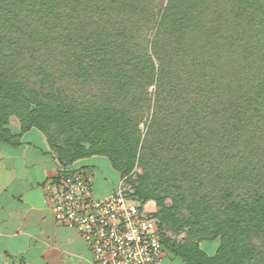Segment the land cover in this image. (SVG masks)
Masks as SVG:
<instances>
[{
	"label": "trees",
	"instance_id": "obj_1",
	"mask_svg": "<svg viewBox=\"0 0 264 264\" xmlns=\"http://www.w3.org/2000/svg\"><path fill=\"white\" fill-rule=\"evenodd\" d=\"M12 116L63 164L140 168L185 264H264V0H0L2 139Z\"/></svg>",
	"mask_w": 264,
	"mask_h": 264
},
{
	"label": "crops",
	"instance_id": "obj_2",
	"mask_svg": "<svg viewBox=\"0 0 264 264\" xmlns=\"http://www.w3.org/2000/svg\"><path fill=\"white\" fill-rule=\"evenodd\" d=\"M17 138H0V264H94L92 250L79 232L53 217L44 201L45 185L63 171L80 170L91 183L95 198L110 194L120 174L103 155H90L63 164L37 128L20 132ZM145 207L155 211L149 200ZM200 248L213 255L218 240H203ZM162 264H185L164 247Z\"/></svg>",
	"mask_w": 264,
	"mask_h": 264
},
{
	"label": "built area",
	"instance_id": "obj_3",
	"mask_svg": "<svg viewBox=\"0 0 264 264\" xmlns=\"http://www.w3.org/2000/svg\"><path fill=\"white\" fill-rule=\"evenodd\" d=\"M134 174L120 175L113 191L95 198L91 183L80 170L61 171L45 185L44 201L56 222L77 230L92 250L94 264H162L163 238L145 203L132 199Z\"/></svg>",
	"mask_w": 264,
	"mask_h": 264
},
{
	"label": "rangeland",
	"instance_id": "obj_4",
	"mask_svg": "<svg viewBox=\"0 0 264 264\" xmlns=\"http://www.w3.org/2000/svg\"><path fill=\"white\" fill-rule=\"evenodd\" d=\"M10 121H11V124H13V125H19V123H18V121H17V119L14 117V116H12L11 118H10ZM9 121V122H10ZM138 172H140V168H138V167H136L134 170H133V174H134V183H136V173H138ZM156 208V207H155ZM174 237V235H172L170 232H169V235H168V237ZM182 236H183V234L182 233H180V234H177V236L175 235V238L177 239V240H180L181 238H182Z\"/></svg>",
	"mask_w": 264,
	"mask_h": 264
}]
</instances>
